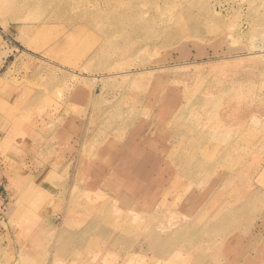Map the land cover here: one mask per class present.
Segmentation results:
<instances>
[{
    "label": "rangeland",
    "instance_id": "obj_1",
    "mask_svg": "<svg viewBox=\"0 0 264 264\" xmlns=\"http://www.w3.org/2000/svg\"><path fill=\"white\" fill-rule=\"evenodd\" d=\"M0 195V264H264V0H0Z\"/></svg>",
    "mask_w": 264,
    "mask_h": 264
},
{
    "label": "crops",
    "instance_id": "obj_2",
    "mask_svg": "<svg viewBox=\"0 0 264 264\" xmlns=\"http://www.w3.org/2000/svg\"><path fill=\"white\" fill-rule=\"evenodd\" d=\"M133 136L135 137L134 138V140H135L137 138V133H135ZM121 145H124L127 148L130 144L128 145L127 139H125L123 141H120V143L117 147L120 148ZM135 145L137 147V143L134 142L133 147L135 148V150H137ZM107 147H105V149ZM74 160L75 159H73L72 162H74ZM87 160H88V158H87ZM90 161L92 162V160H90ZM135 161H137V172H139V176H137V203H136V199L131 201V199H130L131 197H127V198H125V200H123L122 203H120V204L117 203L115 206V209L118 211H125L128 214L137 217V206H139L141 209L143 204H145V202L144 203L141 202V198L143 199V196L145 198L149 197L148 199L151 201L152 200L151 197H154V196L156 197L159 194V190L161 187L158 186L159 181H158V178L156 177V174H157L156 170L157 169L156 168L154 169L152 167L148 168L145 166L146 173L148 176L143 177L142 175H144V174H143V172H141L142 169H141L140 164L141 163L145 164L147 160L145 159V157L144 158L142 157V159H140V160L137 159ZM155 162H156V160H155ZM154 173H155V176H153ZM167 177H168V178H166L167 182H169V179L171 178V176H167ZM143 183H145L146 188L142 186ZM167 185L168 184H166V186ZM0 201H2L1 195H0ZM0 208H1V205H0ZM75 239H76V241H79L78 238H75ZM106 240H105V242H107L108 244H117L116 247L113 245L109 246V249L107 251H104V253H103L104 259H110L108 264H137V231L136 230L133 232V234H131V233L125 234L122 232H116V233L113 232L112 234H109L107 236ZM126 243H132L133 246L130 247L128 250H126L124 245H122V244H126ZM105 254H106V256L104 257ZM238 257H239L238 255H236L234 257L236 264H237V258ZM245 259H247V260L243 264H253L251 261H249V259H252V257L246 256ZM248 261H249V263H248Z\"/></svg>",
    "mask_w": 264,
    "mask_h": 264
},
{
    "label": "bare ground",
    "instance_id": "obj_3",
    "mask_svg": "<svg viewBox=\"0 0 264 264\" xmlns=\"http://www.w3.org/2000/svg\"><path fill=\"white\" fill-rule=\"evenodd\" d=\"M193 151H194V150H193ZM193 153H195V152H192L191 154H193ZM190 156H193V155H190ZM188 157H189V156H188ZM184 160H185V159H184ZM198 161H199V160H198ZM183 162H185V161H182V163H183ZM187 166H188V165H187ZM203 167H204V166H203ZM120 168H121V167H120L119 165H114V166H113V169H114V170H119V171H120ZM113 169H112V170H113ZM186 170H187V168H186ZM78 173H79V172H78ZM79 175H80V174H79ZM102 175H103V174H102ZM77 176H78V174H77ZM77 176H76V177H77ZM80 178H81V177H80ZM104 187L107 189V188H110L111 186H110L109 182H105ZM102 206L104 207V205H102ZM95 217H96V216H95ZM96 220H98V217L95 218V221H96ZM90 222H91V221H90ZM165 226H166V225H165ZM167 232H168V231H167ZM169 232H171V230H169ZM169 232H168V233H169ZM161 233H162V232H161ZM83 234H84V233H83ZM158 241H159V240H158Z\"/></svg>",
    "mask_w": 264,
    "mask_h": 264
}]
</instances>
